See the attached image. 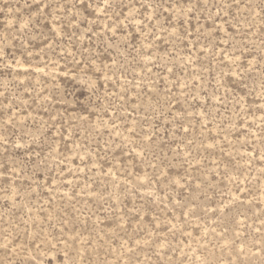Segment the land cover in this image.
Masks as SVG:
<instances>
[{
	"label": "rangeland",
	"instance_id": "rangeland-1",
	"mask_svg": "<svg viewBox=\"0 0 264 264\" xmlns=\"http://www.w3.org/2000/svg\"><path fill=\"white\" fill-rule=\"evenodd\" d=\"M0 264H264V0H0Z\"/></svg>",
	"mask_w": 264,
	"mask_h": 264
}]
</instances>
